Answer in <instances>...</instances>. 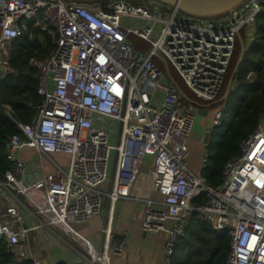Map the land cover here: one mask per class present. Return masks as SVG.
Listing matches in <instances>:
<instances>
[{
    "label": "built area",
    "instance_id": "1",
    "mask_svg": "<svg viewBox=\"0 0 264 264\" xmlns=\"http://www.w3.org/2000/svg\"><path fill=\"white\" fill-rule=\"evenodd\" d=\"M263 8L262 0H245L232 13L207 18L153 0H0V80L16 74L9 54L18 37L27 34L34 42L40 29L54 45L45 57L29 61L38 71L41 101L31 123L14 121L19 132L5 144L13 167L0 179V241L16 258L42 264L31 232L54 226L83 248L82 264H112V256L124 253L126 239L114 242L107 225L102 249L95 250L74 225L101 214L106 196L112 203L130 198L143 160L151 157V183L162 200H145L142 229L165 232L161 264H171L174 245L195 211L216 230L229 231L226 264H264V117L241 142L240 154L225 163L219 185L203 175L208 142L200 172L187 163L196 108L215 106L213 127L221 124L233 81L221 92L236 43L243 32L252 39ZM24 146L66 154L69 166L24 183L26 167L18 158ZM114 151L113 185L106 193L100 188L110 178ZM200 196L206 202L195 206ZM31 216L41 218V225L30 223Z\"/></svg>",
    "mask_w": 264,
    "mask_h": 264
},
{
    "label": "trees",
    "instance_id": "2",
    "mask_svg": "<svg viewBox=\"0 0 264 264\" xmlns=\"http://www.w3.org/2000/svg\"><path fill=\"white\" fill-rule=\"evenodd\" d=\"M76 1L92 3L106 0ZM140 1L129 0L132 4H140ZM34 33V42H29L27 34H24L11 43L9 60L16 74L0 80V179H4L5 172L13 167V163L7 159L5 144L9 136L19 132L14 121L31 123L35 108L41 101L37 94L38 71L29 66V61L33 57H45L54 46L51 37L40 29H35ZM241 36L248 43L244 50L239 41L236 43L221 92L225 93L233 81L221 124L213 127L206 139L208 165L203 175L212 185L222 182L225 163L240 154L241 142L264 117V8L256 18L252 39L248 40L244 32ZM135 41L138 43V38ZM250 74L254 75L252 79L248 78ZM20 199L27 203L24 197ZM205 202V197L200 196L194 205ZM230 242L228 230H216L210 222L201 220L195 211L186 223L184 234L178 237L174 245L171 264H226ZM0 264L34 263L31 259L16 258L13 248L0 241ZM55 264L68 263L59 261Z\"/></svg>",
    "mask_w": 264,
    "mask_h": 264
},
{
    "label": "crops",
    "instance_id": "3",
    "mask_svg": "<svg viewBox=\"0 0 264 264\" xmlns=\"http://www.w3.org/2000/svg\"><path fill=\"white\" fill-rule=\"evenodd\" d=\"M137 43L144 46V42L138 39ZM172 76L183 92L190 98L192 93L187 89L182 79L174 69H171ZM209 109L210 113L201 115V110ZM216 107L196 108V120L193 130L188 139V167L194 173L200 172L204 142L213 127V118ZM115 138V139H114ZM111 141L118 138L112 137ZM18 158L26 167L24 183L54 172L57 167L67 168L70 158L63 153L43 154L34 147L24 146L18 153ZM117 156L112 153L110 178L101 186V190L109 192L113 185L114 172ZM153 164L151 157H146L141 164L140 176L131 189L130 198H119L114 203L106 196L104 208L101 214L91 218L85 223L74 225L77 233L89 240L95 250H101L104 242L103 229L111 226L113 241L117 242L122 238L126 239L124 253L120 256H112V264H161L162 254L166 245L167 236L165 232H147L142 229L145 200H162V196L153 188L150 171ZM1 203V198H0ZM26 210L23 209L27 213ZM29 222L41 225V218L30 217ZM171 225L168 223V226ZM31 246L35 256L42 264H55L65 261L68 264L81 263L85 251L63 230L54 226H39L31 232Z\"/></svg>",
    "mask_w": 264,
    "mask_h": 264
},
{
    "label": "water",
    "instance_id": "4",
    "mask_svg": "<svg viewBox=\"0 0 264 264\" xmlns=\"http://www.w3.org/2000/svg\"><path fill=\"white\" fill-rule=\"evenodd\" d=\"M179 9L182 13L214 18L232 13L245 0H153Z\"/></svg>",
    "mask_w": 264,
    "mask_h": 264
},
{
    "label": "rangeland",
    "instance_id": "5",
    "mask_svg": "<svg viewBox=\"0 0 264 264\" xmlns=\"http://www.w3.org/2000/svg\"><path fill=\"white\" fill-rule=\"evenodd\" d=\"M75 1H76V0H75ZM128 1H129V0H128ZM77 2H78V1H77ZM145 2H146V1L141 0V1H140V4L145 3ZM131 3H132V2H131ZM239 43H240V45H241V49L244 50V48H245L246 44L248 43V41H247V43H246L245 38H242V40L239 41ZM200 112H201V115H204V114L210 113L211 110H209V109H203V110H201ZM114 139H115V138H114ZM111 142L116 143V141H111ZM21 198L23 199L22 196H21Z\"/></svg>",
    "mask_w": 264,
    "mask_h": 264
}]
</instances>
